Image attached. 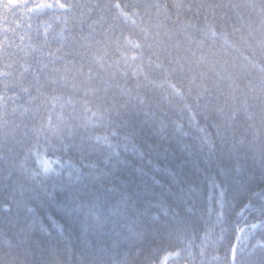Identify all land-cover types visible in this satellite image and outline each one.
Masks as SVG:
<instances>
[{
  "label": "trees",
  "instance_id": "trees-1",
  "mask_svg": "<svg viewBox=\"0 0 264 264\" xmlns=\"http://www.w3.org/2000/svg\"><path fill=\"white\" fill-rule=\"evenodd\" d=\"M0 264H264V0H0Z\"/></svg>",
  "mask_w": 264,
  "mask_h": 264
},
{
  "label": "water",
  "instance_id": "water-1",
  "mask_svg": "<svg viewBox=\"0 0 264 264\" xmlns=\"http://www.w3.org/2000/svg\"><path fill=\"white\" fill-rule=\"evenodd\" d=\"M259 226V224L258 225H255V226H251L250 228H257ZM241 238H242V232L240 233V237H239V239H238V242H237V244H236V246H235V249H234V252H233V260L235 259V257H236V254H237V249H238V246H239V243H240V241H241Z\"/></svg>",
  "mask_w": 264,
  "mask_h": 264
}]
</instances>
